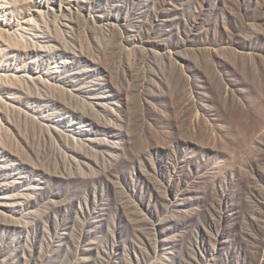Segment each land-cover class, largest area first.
Wrapping results in <instances>:
<instances>
[{"label":"rangeland","instance_id":"374dc122","mask_svg":"<svg viewBox=\"0 0 264 264\" xmlns=\"http://www.w3.org/2000/svg\"><path fill=\"white\" fill-rule=\"evenodd\" d=\"M0 27V264H264V0H3Z\"/></svg>","mask_w":264,"mask_h":264},{"label":"bare ground","instance_id":"6f19581e","mask_svg":"<svg viewBox=\"0 0 264 264\" xmlns=\"http://www.w3.org/2000/svg\"><path fill=\"white\" fill-rule=\"evenodd\" d=\"M0 1H3V0H0ZM18 27H21V25L17 24L16 27H15V29H9V28H8V29H5L4 31H5L7 34L13 35L14 32H15V34H16V31H17ZM2 31H3V28L1 29V27H0V32H2ZM10 31H12V32H10ZM18 37L20 38V40L22 39L21 35H19V34H18ZM0 99H2V98H0Z\"/></svg>","mask_w":264,"mask_h":264}]
</instances>
